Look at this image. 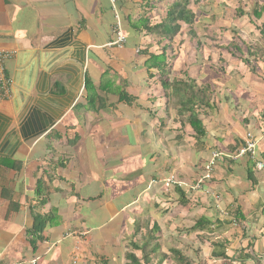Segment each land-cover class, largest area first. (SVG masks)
<instances>
[{
    "label": "crops",
    "instance_id": "crops-1",
    "mask_svg": "<svg viewBox=\"0 0 264 264\" xmlns=\"http://www.w3.org/2000/svg\"><path fill=\"white\" fill-rule=\"evenodd\" d=\"M172 1L154 0L153 19ZM146 6L0 0V50L11 53L0 96V264H127L135 230L154 225L149 264H178L170 250L189 264H264V168L252 184L245 158H227L249 132L264 163V0H190L194 37L181 27L163 71L148 60L157 47L143 51L152 36L132 27ZM115 18L120 47L109 46ZM162 75L194 83L203 137ZM211 152L223 160L204 191L181 189L178 203L163 180L194 183ZM35 215L43 227L33 235ZM219 243L224 259L211 257Z\"/></svg>",
    "mask_w": 264,
    "mask_h": 264
},
{
    "label": "trees",
    "instance_id": "trees-1",
    "mask_svg": "<svg viewBox=\"0 0 264 264\" xmlns=\"http://www.w3.org/2000/svg\"><path fill=\"white\" fill-rule=\"evenodd\" d=\"M141 1L147 5L144 8L145 16L142 17V19L139 20L136 23V25L135 26L133 25L132 27L140 34L144 33L143 35L146 37L152 36V43L148 44V46L147 45L142 46L143 51L145 53L148 52L147 49H149L154 44V46L157 47V53L159 54L158 56L149 55L148 60L149 62H153V64L155 63V66L158 70L163 71L167 63L165 59L166 50L167 49L171 50L172 41L177 36H179L181 27L186 26L190 36L194 37V33L192 32L193 24H194L193 23L194 15L188 9V4L190 0H173L165 8L163 17L159 18L158 20L153 19L154 17L152 16L153 11L155 10L154 0H141ZM257 11H258V8L257 6H255L253 9V12L252 11L250 12V15H254ZM236 12L238 16L244 15L240 11H236ZM181 45H182L181 42H179L178 45L175 47V49L176 50L180 49ZM231 48L229 49L231 51L230 54L240 57L239 56L240 50L237 47H235V45H233ZM165 77L166 76L161 78L162 79L161 86L165 90L171 89L170 95H173V97L178 99L177 100L178 112H184L188 114L187 120L190 123V125H192L195 135L199 138L203 137L204 132L201 128L200 123L196 122L197 117L194 112V107L195 106L197 107L198 104H201L204 99L203 98L200 99V97H198L197 94L195 93L194 83L190 80H186L185 83L177 82L173 84L171 83L168 84L167 80H165ZM119 100L120 102H124V103L132 102V99L127 97L123 93L119 95ZM193 123H195L196 125H193ZM262 123H263V130H264V118H263ZM237 149L235 151H237ZM261 158L264 160V154L261 155ZM222 160L223 159L220 158L219 162ZM245 160L247 161L246 177H247V180L253 184L254 180L252 178V170L255 169V164H254V161L248 157H245ZM227 162L229 165H232V162H230L229 160ZM170 189L174 190L175 194L177 195L178 203L180 204L185 203L184 193L180 188L172 187ZM33 220H34V224H33L31 232L34 235V234H38L39 232H41L42 227H43L42 226L43 221L38 215L33 216ZM203 223H205L203 219L198 220L195 222L194 226L191 229L192 230L200 229L203 226ZM157 232L158 230L155 225L153 226L151 230L145 229L144 232H141L142 233L141 236H140V230L138 229L135 230L132 236V239L127 247V252L124 254V260L127 261V264H149L150 258L153 255H156L158 253L157 252L158 246L154 242L155 235L157 234ZM133 239L135 240V242ZM224 244L219 243L217 247L221 251L218 250L217 253H214L213 251L211 257L213 258L218 257V258L224 259L225 254H224V251L222 250L225 248ZM134 251H137L139 253V257H136V255L134 254ZM245 251H246V248L242 249L241 251V254H243L244 256H246ZM169 253L170 255L174 257L175 263L189 264L188 260L183 258L181 251L170 250ZM100 264H106V263L101 262Z\"/></svg>",
    "mask_w": 264,
    "mask_h": 264
},
{
    "label": "built area",
    "instance_id": "built-area-1",
    "mask_svg": "<svg viewBox=\"0 0 264 264\" xmlns=\"http://www.w3.org/2000/svg\"><path fill=\"white\" fill-rule=\"evenodd\" d=\"M110 2L113 3V0H110ZM115 19L116 22L113 27V33L115 35V38L109 44V46L120 47L125 43L126 39L121 33V29L117 18ZM10 57H11L10 52L0 50V96L1 97L7 96L10 86V81L7 78L5 72V63ZM256 145H257V141L255 137H253L249 132H246L244 134V137L242 138L241 146L233 154L227 156V158L231 160H237L239 158L248 157L254 161L256 170H262L264 168V163L261 160H256ZM221 157L222 155L220 153L211 152L208 160L201 169L199 177L194 183L190 185H185L174 176H170L165 180H163L162 185L165 189L176 187L180 189H185L191 193L197 191L203 192L204 191L203 188L206 186V184L209 182L211 178V174L214 166L217 164V162L220 160ZM29 264H36V260H32Z\"/></svg>",
    "mask_w": 264,
    "mask_h": 264
}]
</instances>
